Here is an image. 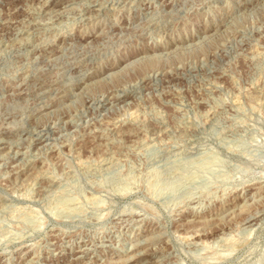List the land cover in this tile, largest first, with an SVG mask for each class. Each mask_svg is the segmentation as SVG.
Segmentation results:
<instances>
[{"label": "rangeland", "instance_id": "374dc122", "mask_svg": "<svg viewBox=\"0 0 264 264\" xmlns=\"http://www.w3.org/2000/svg\"><path fill=\"white\" fill-rule=\"evenodd\" d=\"M119 263L264 264V0H0V264Z\"/></svg>", "mask_w": 264, "mask_h": 264}, {"label": "bare ground", "instance_id": "6f19581e", "mask_svg": "<svg viewBox=\"0 0 264 264\" xmlns=\"http://www.w3.org/2000/svg\"><path fill=\"white\" fill-rule=\"evenodd\" d=\"M15 3V2H14ZM44 4V3H43ZM64 5V4H63ZM51 6H53V5H51ZM97 8V7H96ZM56 9V8H55ZM96 13V12H95ZM56 16V15H55ZM87 16V15H86ZM47 17V16H46ZM43 19V18H42ZM44 20V19H43ZM21 21V20H20ZM86 21V20H85ZM19 23V22H18ZM21 25V24H20ZM29 32V31H28ZM122 32V31H121ZM21 33V32H20ZM127 34V33H126ZM47 54V53H46ZM149 74V73H148ZM106 76V75H105ZM73 81V80H72ZM94 81V80H93ZM141 82V81H140ZM21 84V83H20ZM63 84V83H62ZM39 85V84H38ZM59 85V84H58ZM16 87V86H15ZM43 90V89H42ZM41 91V90H40ZM116 94V93H115ZM103 95V94H102ZM94 97V96H93ZM100 99V98H99ZM108 100V99H107ZM38 101V100H37ZM109 104H111V103H109ZM56 108V107H55ZM50 113V112H49ZM60 116V115H59ZM44 130V129H43ZM32 139V138H31ZM41 141V140H40ZM138 240V239H137ZM136 244V243H135ZM132 256V255H131ZM159 256V255H158ZM77 257V256H76ZM75 257V258H76ZM132 258V257H131ZM122 259V258H121ZM120 259V260H121ZM126 259H128V258H126ZM125 259V260H126ZM119 261V260H118ZM118 261H117V263H118ZM124 261V260H123ZM120 262V261H119ZM125 262V261H124ZM119 264H121V263H119Z\"/></svg>", "mask_w": 264, "mask_h": 264}]
</instances>
